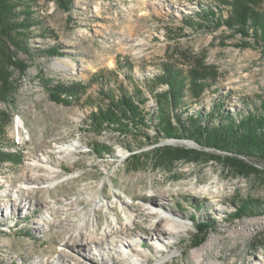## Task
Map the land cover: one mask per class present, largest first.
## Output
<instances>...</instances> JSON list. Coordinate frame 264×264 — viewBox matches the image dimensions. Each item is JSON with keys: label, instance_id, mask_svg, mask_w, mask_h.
Listing matches in <instances>:
<instances>
[{"label": "rangeland", "instance_id": "rangeland-1", "mask_svg": "<svg viewBox=\"0 0 264 264\" xmlns=\"http://www.w3.org/2000/svg\"><path fill=\"white\" fill-rule=\"evenodd\" d=\"M13 3V40L0 28V264H264V162L244 158L259 171L239 175L229 153L160 137L154 94L169 86L151 81L164 63L210 66L218 80L198 100L186 93L190 113L218 121L259 104L264 0ZM75 83L84 86L78 99H53ZM123 87L146 98L142 127L121 115L128 128L95 127L91 114L109 107L101 93ZM165 146L201 153L178 159ZM30 169L36 187L23 189ZM124 203L139 216L128 232ZM149 203L178 215L181 229L157 241L141 208ZM126 241L134 246L124 256ZM207 242L196 262L192 249Z\"/></svg>", "mask_w": 264, "mask_h": 264}, {"label": "trees", "instance_id": "trees-1", "mask_svg": "<svg viewBox=\"0 0 264 264\" xmlns=\"http://www.w3.org/2000/svg\"><path fill=\"white\" fill-rule=\"evenodd\" d=\"M13 2L14 0H0V28L10 40H13L14 35L12 32L14 30ZM251 12L249 13L251 14ZM254 16L252 15L253 21L258 22L257 16H255L257 19ZM238 20V26H245L246 19L239 17ZM256 34L259 39L257 42L264 46V23L260 30L256 26ZM217 80L218 74L210 66H191L184 69L179 65L164 63L163 73L156 74L151 79L154 84L161 83L169 86L166 91L154 94L160 106L159 112L154 115L158 121L157 134L160 137L192 140L202 146L229 153L233 156L228 157V162L234 164L239 175H246L249 170L259 171L258 168L248 163L244 158L264 162L263 99L259 104H253L240 116L236 117L230 113L226 116L221 114L218 121H216L217 118L213 117L214 113L207 114L200 109L197 112H189V105L191 104L185 101L186 93L188 92L187 94L192 100H198L205 90L211 86V83H216ZM3 83L1 99L9 101L11 91L6 76L3 77ZM83 87L82 83H75V85L63 89L62 93L58 90L51 94L55 101L70 104L73 99L80 97L79 93ZM101 94L110 100L109 107L106 110L99 109L97 113L91 114L90 118L95 127L112 128L114 126L113 128L118 130L128 128L127 123L121 120L120 115L130 120L136 128L142 127L144 121L142 115L144 108L142 105L145 104V97L140 96V94H130L125 88L119 91V95L104 92ZM1 132H3L2 125H0ZM159 150L169 152L170 155L171 153H178L176 155L178 159L186 157L195 160L196 156L201 153L183 147L171 148L165 146L159 148Z\"/></svg>", "mask_w": 264, "mask_h": 264}, {"label": "bare ground", "instance_id": "bare-ground-1", "mask_svg": "<svg viewBox=\"0 0 264 264\" xmlns=\"http://www.w3.org/2000/svg\"><path fill=\"white\" fill-rule=\"evenodd\" d=\"M19 123L20 124H24L23 119L18 117ZM34 166V165H33ZM32 171V169H30ZM36 177L35 174L33 173V171L30 173L29 175V180L31 182L25 183V185L23 186V189H29V188H33L36 187L35 185V181ZM98 206V204H96ZM142 210H146L152 218V222H151V232L150 234L153 235L154 237H156L157 241H164V239L166 238L167 234L170 235H174L178 232L179 229H181L180 227L183 226L182 223L179 222V216L176 215L175 213L171 212V211H167V210H163L161 207H157V205H155V203H149V204H143L141 206ZM124 217H125V222H123L124 224V228L125 231L124 232H128L130 227L133 226L132 224H137L138 222V214L135 213V211L131 210L129 206H127V204L124 203ZM44 216L46 217V214H44ZM43 222L41 221L40 224H42ZM123 228V229H124ZM142 231V229H141ZM109 235V234H108ZM111 238H115L116 235L115 234H110ZM154 239V238H153ZM120 240V239H118ZM89 242H91L88 239H83L80 242H77L82 244V245H87ZM211 242H207L205 245L198 247V248H194L191 251V255L193 258H195L196 262H200L202 260V253L205 251V249L208 247V245ZM76 244V243H75ZM72 245V244H70ZM89 245V244H88ZM134 246L133 242L130 241H126L123 242V245L121 246V250H122V254L124 256H126V254L130 251H132V248ZM142 246V244L140 245ZM163 248V246L160 244L159 247H157V252L161 251ZM64 250V249H63ZM64 252V251H63ZM67 257H70L71 259L74 260H79V258H77L78 256L76 255H71V254H67L65 253ZM130 255L133 257V255L130 253ZM82 256L87 258V254H83ZM83 257V258H84ZM136 259L135 257H133V260H128L130 262L134 261V264H140V263H136ZM142 264V263H141ZM210 264H216L215 262H210Z\"/></svg>", "mask_w": 264, "mask_h": 264}]
</instances>
